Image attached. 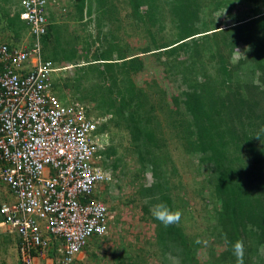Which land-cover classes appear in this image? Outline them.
I'll return each mask as SVG.
<instances>
[{"label": "trees", "instance_id": "trees-1", "mask_svg": "<svg viewBox=\"0 0 264 264\" xmlns=\"http://www.w3.org/2000/svg\"><path fill=\"white\" fill-rule=\"evenodd\" d=\"M120 1L128 7L127 16L135 27L143 28L149 35L150 40L142 51L128 55L119 53L113 57L114 49L99 48L92 54L94 62L82 64L77 61L78 53L86 54L88 49L80 51L75 47L78 37L69 33L64 20L72 16L83 19L84 11L90 15L93 2L96 3L98 16H105L106 19L119 14V11L114 6V0H70L61 6L58 13L48 8L47 29L41 38L43 58L50 60L55 68L60 63V69L67 62L73 64L76 73L90 81L99 111L95 113L94 109L91 111L86 106L85 113L97 121L96 133L102 141L108 131L112 132L124 124L129 142L142 160L143 169L150 170L154 178L152 183L142 185L136 191L139 198L148 199L149 205L153 207L164 202L170 209L181 212L185 205L179 203V196L171 197V191L177 190L180 181H184L181 172L185 168H192L195 161L196 171L204 166L205 173L198 181L200 198L211 207V210H205L209 216L207 222L218 232V245L225 247L218 255L215 252L208 254V258L214 259L207 264H236L232 245L237 240L244 242V264H264L259 253L260 246L264 247V0ZM237 2L249 7L247 18L235 20L231 25L207 27L206 23L200 26L204 22L202 16L208 13L206 9L226 7L230 16ZM19 12H16L17 23L11 21L12 40L0 42L19 45L28 34V27L20 19ZM167 24L174 29L173 38L161 40V32ZM28 40L31 44L32 36L29 35ZM239 43H244L249 51L233 63L231 53ZM161 52L174 58L185 84L171 98L174 108L166 112L165 125L173 130L172 137L177 142V148H181L180 152L185 157L183 161L187 162L177 171L179 182L170 187L163 162H166L165 156L169 158L171 155L165 151L163 156L159 147L165 144L166 139L163 144L158 140L160 135L164 136V130L161 121L152 112L155 107L144 101L145 92L139 91L134 83L129 80L128 83L122 82L114 74V69L119 67L129 78L143 69L146 57ZM176 64L172 67H177ZM165 67L168 68L166 63ZM210 68L215 70L214 74L208 72ZM240 75L244 76V82L240 80ZM95 76L100 77L98 86L93 83ZM235 79L240 82L234 83ZM54 85L58 86L56 81H53ZM63 87L59 89L61 92ZM63 95L59 96L61 100L73 101L62 99ZM112 151L109 144L97 150L100 157L103 156L100 164L105 170L106 166L118 168V157L106 163ZM205 193L207 199L204 198ZM95 198L100 199L99 193ZM146 209L145 206L143 211L151 214ZM150 220L156 224L159 243L164 246L160 264L171 263L176 257L179 264H198L196 251L191 247V242H195L179 233L178 224L165 228L152 215ZM173 243L180 245L178 254L169 245Z\"/></svg>", "mask_w": 264, "mask_h": 264}, {"label": "built area", "instance_id": "built-area-1", "mask_svg": "<svg viewBox=\"0 0 264 264\" xmlns=\"http://www.w3.org/2000/svg\"><path fill=\"white\" fill-rule=\"evenodd\" d=\"M18 3L28 34L0 42V181L15 198L0 206V225L18 237L19 264H75L108 230V207L95 196L109 175L96 155L97 121L53 91L57 68L41 42L49 0Z\"/></svg>", "mask_w": 264, "mask_h": 264}, {"label": "rangeland", "instance_id": "rangeland-1", "mask_svg": "<svg viewBox=\"0 0 264 264\" xmlns=\"http://www.w3.org/2000/svg\"><path fill=\"white\" fill-rule=\"evenodd\" d=\"M69 1L57 0L58 3L51 4L50 8H52V11L56 10L55 13H58L61 10V6ZM114 1V6L117 7L119 14L111 15L110 19H106L102 15L98 16L95 9L96 3L93 2L90 15L85 14L84 11L83 19H77L72 16L70 19L64 20L69 33L78 37V39H75V47L80 51L88 49L86 54L78 53L79 58L77 61L82 64L94 62L92 54L99 48L101 50L106 48L114 49V57L119 53L128 55L140 52L148 44L149 35L146 34L143 28L138 29L135 27L136 25L132 23L130 16H127L128 7L120 0ZM206 11L208 13L202 16V21L204 22H201L200 26L206 23H208L207 27H213L216 24L231 25L235 20L245 19L250 14L249 7L243 2H237L232 7L230 16L226 7L215 10L214 8H209ZM116 17L118 19H114ZM167 19L165 18V20ZM0 21L1 24H5L7 18H3L0 15ZM60 23L63 25L62 21ZM164 23L165 21L163 25ZM173 34L174 29H171L170 25L167 24L161 32V40H170L173 38ZM110 42H114V44H109ZM248 51L249 49L244 43H239L238 47L234 48L231 53V61L235 63L239 57H243ZM165 63L168 68H166L167 66L165 67ZM65 64L66 66L63 69L58 68V65H56L57 69L50 73L51 78L58 85H54V91L58 96L64 94L65 96L61 97L64 100L68 98L84 108L87 106L91 111L94 109L95 113L97 110L99 111V108L97 109L95 106L96 101L94 100L95 96L91 92L90 81L87 77L76 73L77 69L73 64L68 62ZM174 64L176 62L172 56H167L164 52H161L160 54H151L146 57L143 69L136 71L129 78L124 76L119 67L116 66L117 68L114 69V74L120 77L119 79H122L120 81L128 83L129 80L134 83V86L139 91L145 92V95H143L144 101L155 107L152 112L161 121V128L164 130V136L160 135V139L157 138L161 142L166 139L164 141L165 144H160L159 147L163 156H165V151L171 155L169 158L165 156L166 162H163V169L166 168L164 171L170 180L169 187L172 184L176 186V182H179L177 171L187 163L183 161L185 157L180 152L181 148H177V142L172 137L171 131L173 130L165 125L167 110L174 108L171 98L185 87L181 73L178 71L180 67L177 64V67H172ZM208 72L214 74L215 70L210 68ZM76 76L80 77L75 79ZM215 77L219 78L217 74ZM240 80L244 82L245 78L243 75H240ZM99 82L100 77L95 76L93 83L98 86ZM237 82L240 81L235 79L234 83ZM181 83L182 86H180ZM62 86L66 87H63V92L59 90ZM92 115H94V112ZM97 139L99 142L101 141L100 147L106 144L112 145L114 152L112 151L110 158L106 161L107 164L116 157L119 159L117 160V169L106 166V171L110 178L101 186L99 193L100 199L110 210V227L106 234L100 237L95 236L90 240V244L78 255L75 264H160L162 261L161 251L164 246L159 243V230L156 224L150 220L151 214L143 211L145 206L147 207L145 211H150L152 205L147 203V198H139L136 193L142 185L152 183L154 178L150 170L143 169L142 160H140L139 155L133 149V144L129 142V136L124 130V124H120L118 129H114L112 132L108 131L104 141L99 135H97ZM155 147H158V145ZM100 159L102 162L103 156ZM190 160L192 161V157ZM196 162L192 168H185V171L181 172L182 180L184 181H180L181 185L177 190L173 189L171 191V197L179 196V203L185 205L181 211V219L177 223L181 230L179 233L186 237L187 240L191 241L193 239L192 241L195 242V244L191 242V247L196 251L198 264H207L209 260L214 259L208 258V254L215 252L218 255L225 247L224 245H218V232L213 230L212 225L209 226L207 222L209 216L205 214V210H211V207L205 204L204 199L200 198V185L198 184L203 173H205V168L201 166L200 170L196 171ZM192 181L194 182L193 185L190 184ZM0 188H2L0 199L5 198L6 202L14 201V196L7 192L1 182ZM207 196L205 193L204 198L207 199ZM133 198H135V201H132ZM190 208H193V210ZM4 230V227H0V264H19L16 245L18 237L8 234ZM197 244L198 246L196 247ZM169 245L174 248L176 254L180 252L178 249L180 245L175 243ZM259 253L261 261L264 262V247L260 246ZM168 254L171 253L168 252ZM167 264H179L177 257L174 261ZM219 264L222 263L219 262Z\"/></svg>", "mask_w": 264, "mask_h": 264}, {"label": "clouds", "instance_id": "clouds-1", "mask_svg": "<svg viewBox=\"0 0 264 264\" xmlns=\"http://www.w3.org/2000/svg\"><path fill=\"white\" fill-rule=\"evenodd\" d=\"M55 3L54 1L52 0H49V7H51V4ZM20 13V12H19ZM20 17V16H19ZM21 19V18H20ZM22 20V19H21ZM53 81V79H52ZM53 91H54V86H53ZM55 92V91H54ZM55 94L58 96V94L55 92ZM59 97V96H58ZM257 138H259L257 136ZM101 142V141H100ZM99 142V143H100ZM103 147V146H102ZM100 148V147H99ZM98 148V149H99ZM98 159H99V164L101 163V160H100V156L98 155V153H96ZM101 165V164H100ZM105 170V169H104ZM105 172L107 173V171L105 170ZM108 174V173H107ZM109 175V174H108ZM110 178V176H109ZM109 180V179H108ZM107 180V181H108ZM105 181V182H107ZM1 182V181H0ZM103 182L100 187H99V191L98 193H100V188L101 186L105 183ZM1 184H4L3 182H1ZM7 192H9L8 188L6 187V185L4 184ZM2 188H0V196H2ZM10 193V192H9ZM98 193L96 194V196L98 195ZM99 199V198H97ZM101 200V199H99ZM102 201V200H101ZM6 202V199L5 198H1L0 199V206L2 205V203H5ZM7 203V202H6ZM109 210V209H108ZM150 213L152 215V217L159 221L165 228L171 226V225H174V224H177L179 223L180 219H181V215L182 213L179 211V210H172L168 207V205L164 202H161V203H157L155 204L151 209H150ZM1 216V219H0V222L2 221V215L0 214ZM109 223H110V216H109ZM109 223H108V230H109ZM0 227H4L2 225H0ZM107 230V232H108ZM4 232H6L4 230ZM106 232V233H107ZM7 233V232H6ZM104 233V234H106ZM9 234V233H8ZM102 234V235H104ZM102 235H94L90 238V240L93 238V237H100ZM87 243L86 246H88L90 244V241ZM85 246V247H86ZM85 247L83 248V250L85 249ZM83 250L81 251V253L83 252ZM232 252H233V255L235 256L236 258V264H244V255H245V246H244V242L242 240H237L233 243L232 245ZM77 261V260H76ZM75 261V263H76ZM45 262V261H44Z\"/></svg>", "mask_w": 264, "mask_h": 264}, {"label": "crops", "instance_id": "crops-1", "mask_svg": "<svg viewBox=\"0 0 264 264\" xmlns=\"http://www.w3.org/2000/svg\"><path fill=\"white\" fill-rule=\"evenodd\" d=\"M55 3H58L57 0H52ZM18 10H21V7L18 3V0H0V15H2L3 18H7V21L5 24H1L0 21V41H11L13 37L12 32V20H14V23L16 24V12ZM9 23V26L7 25ZM4 26V27H3ZM17 30V29H16ZM17 245V242H16ZM40 263H44V260L40 261Z\"/></svg>", "mask_w": 264, "mask_h": 264}]
</instances>
